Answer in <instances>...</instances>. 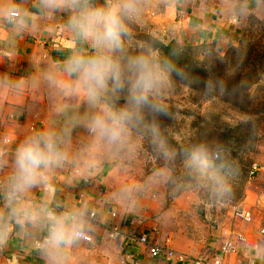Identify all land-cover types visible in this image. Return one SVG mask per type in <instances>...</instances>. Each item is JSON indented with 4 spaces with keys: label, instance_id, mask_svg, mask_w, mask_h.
<instances>
[{
    "label": "crops",
    "instance_id": "crops-1",
    "mask_svg": "<svg viewBox=\"0 0 264 264\" xmlns=\"http://www.w3.org/2000/svg\"><path fill=\"white\" fill-rule=\"evenodd\" d=\"M95 2L103 4L105 0ZM157 2L155 6L160 5L161 12L157 22L160 16L162 20L158 31L165 33L166 39L173 37L184 45L214 43L225 50L236 44L250 17L264 20V0ZM36 3L37 0H0V76L28 78L49 68L58 69L81 47L66 27V13L42 18L36 12ZM5 12L9 17L10 13L31 15L34 26L17 35L13 26L4 20ZM55 102L43 86L31 88L22 97L0 92V160L5 162L1 170L3 183L11 169L15 146L34 131L57 124ZM71 109L78 110V107ZM71 149L74 151L72 146ZM103 173L104 170L101 173L97 169H86L75 160L53 170L44 183L17 202V208L26 217L23 225H17L10 218L11 209L0 192V226L9 225L0 230V264H50L44 251L47 231L29 221L39 215L38 209L45 213H62L72 208L86 209L85 234L90 240L79 239L71 247L62 249L59 264H192L196 257L213 258L226 241L235 247V252L224 256L226 264L264 262V200L253 203L251 222L229 218L218 228H210L204 233L193 232L191 227H173L165 231L162 217L153 218L155 209L150 205L143 206L142 210L139 206L135 218L117 209L106 191ZM177 208L174 206L173 211ZM91 213H94L93 217H90ZM111 225H118L127 235L146 234L150 243L166 246L187 259L152 256L147 245L112 239L109 235Z\"/></svg>",
    "mask_w": 264,
    "mask_h": 264
},
{
    "label": "clouds",
    "instance_id": "clouds-1",
    "mask_svg": "<svg viewBox=\"0 0 264 264\" xmlns=\"http://www.w3.org/2000/svg\"><path fill=\"white\" fill-rule=\"evenodd\" d=\"M35 8L42 18L66 13V27L81 47L58 69L49 68L28 78L0 76V92L22 97L31 88L43 86L57 101L79 98L85 110H72L56 103L54 108L62 116V122L34 131L15 146L11 169L0 185V192L11 209L10 218L17 225L26 222L17 202L70 160L89 168L103 157L130 155L139 147L134 133L150 138L161 156L173 159L176 154L169 148L156 117L168 115L162 101L172 87L171 77L186 79L185 73L162 57L151 42L142 51L127 54L129 22L142 13L141 0H105L103 4L95 0H37ZM239 11L242 13L243 7ZM4 20L17 35L34 26L31 15L23 13L9 17L5 12ZM77 129H82L87 139L73 151V132ZM184 156L192 173L207 177L216 185L217 192L228 191L207 146H193ZM4 163L0 160V166ZM219 167L226 169L227 165ZM37 211L39 215L29 222L46 229L44 251L50 264H59L60 251L85 235L86 209L72 208L62 213ZM8 226L6 223L0 230Z\"/></svg>",
    "mask_w": 264,
    "mask_h": 264
},
{
    "label": "rangeland",
    "instance_id": "rangeland-1",
    "mask_svg": "<svg viewBox=\"0 0 264 264\" xmlns=\"http://www.w3.org/2000/svg\"><path fill=\"white\" fill-rule=\"evenodd\" d=\"M141 3L142 13L129 22L130 36L126 39L129 55L143 50L146 43L139 39L142 34L157 38L165 36L161 30L158 31L162 20L160 16L157 22L161 13L160 5L155 6L157 0H141ZM169 40L178 42L173 37L166 39ZM211 44L199 49L197 58L209 68L214 65L212 61L216 55L227 57L225 71L232 77V82L238 81L239 84L236 83L234 88L221 86L217 96L207 89L205 92L193 89L171 77L172 87L162 102L180 110L166 128L173 141L191 149L207 140L211 142L208 146L212 150V159L223 157L228 163L226 169L218 167L227 185L226 193L217 192L216 185L207 177L192 173L186 167L185 158L183 162L176 163L177 153L173 159L166 160L152 143L137 133H134V138L139 147L132 154L103 157L94 166L86 168L97 169L101 173L104 170L105 188L117 209L135 218L139 206L142 210L143 206L150 205L155 209L153 218L162 217L165 231L173 227H191L193 232L204 233L210 228H218L229 218L236 221L232 216L234 206L244 207L252 213L253 203L264 200V20L250 17L236 44L225 50L217 49L216 45L213 48ZM234 94L237 100H234ZM225 97L234 98L242 109ZM56 103L58 101L53 105ZM59 103L69 109L76 106L81 112L85 110L79 98H65ZM251 109L255 113H251ZM54 114L55 122H62V116L56 111ZM86 139L87 134L82 129L75 130L74 144L71 145L74 151ZM225 141L230 148L224 151L220 148ZM171 149L174 151L173 147ZM230 159L232 161L228 162ZM253 165L256 170L251 174ZM174 206H178V210L173 211Z\"/></svg>",
    "mask_w": 264,
    "mask_h": 264
},
{
    "label": "trees",
    "instance_id": "trees-1",
    "mask_svg": "<svg viewBox=\"0 0 264 264\" xmlns=\"http://www.w3.org/2000/svg\"><path fill=\"white\" fill-rule=\"evenodd\" d=\"M139 39L143 41L144 43H153L155 49L161 54L162 57L169 59L176 67L181 69L185 73L186 79L179 80L175 77V75L172 76V78L177 79L181 81L183 84L193 88L198 89L203 92L207 89L210 91V94L217 95L219 94L221 86H226L229 88L235 87V84H239L238 81L232 82V77H229L228 74L225 71L224 64L228 62L227 57L221 58L220 56L216 55L214 58L213 66L205 65V63L202 60H199L197 58V51L202 48H206V46H209V44L202 43L200 45H187V44H180L176 40H169L166 41V37L157 38L150 34H142ZM215 46L214 43L211 44V47ZM216 47V46H215ZM214 48V47H213ZM219 49V48H217ZM222 70H221V69ZM237 78V77H236ZM226 81V82H223ZM239 88V87H237ZM234 98H228L225 97L227 101H230L235 106H240L242 109L240 103H237V95L234 94ZM234 99V100H233ZM120 103H123V100L120 101ZM168 111V115H161L156 117V121L160 127V131L164 138L167 141V144L169 148H174V152L178 154L176 163H180L184 161V152L189 149L188 145L185 144H179L175 141H173L169 135L167 134L166 128L170 124V122L173 120V117L175 114L179 113L180 110L175 107L167 106L165 105ZM243 110H247L246 108H243ZM255 113L254 110L251 109V113ZM259 112V111H258ZM236 128V127H235ZM239 128V127H238ZM201 134V133H200ZM144 140L148 143H151L150 138L142 135ZM230 139V138H229ZM226 140V138H225ZM205 144L209 150V155L211 156V149H209L208 144H211L209 141L200 142L199 145ZM214 146V145H213ZM230 146L228 145V142H224L222 144L221 150H228ZM173 150V149H171ZM182 154V155H181ZM215 156H218L215 154ZM212 157V156H211ZM175 161V160H174ZM217 164V167L223 164H228L224 162L223 157H220L219 159L214 160ZM232 161L230 159L228 162ZM220 168V167H219Z\"/></svg>",
    "mask_w": 264,
    "mask_h": 264
},
{
    "label": "built area",
    "instance_id": "built-area-1",
    "mask_svg": "<svg viewBox=\"0 0 264 264\" xmlns=\"http://www.w3.org/2000/svg\"><path fill=\"white\" fill-rule=\"evenodd\" d=\"M11 17H15L17 16V13H10ZM1 170H2V166H0V185H3V181H2V176H1ZM256 170V166L253 165V167L251 168V174H253ZM247 209H244V207L241 206H234L232 209V216L236 219L240 218L243 219L244 222H251L253 219L252 213ZM94 213L90 214V217H93ZM113 215H115L113 213ZM109 235L112 239L118 240V241H129V243H133L135 245H147L149 246L150 249V254L152 256H159L162 255L164 256L166 259H172L175 257H179L181 260H186L187 257L184 255H178L176 252H174L172 249L166 247V246H159L157 244H152L149 242L148 240V236L146 234H142L139 236H135V235H127L125 233H123L118 225H111L110 230H109ZM239 238L240 235H238ZM84 240H90V237L85 234L83 238ZM235 252V247L232 244V242L230 241H226L221 248L219 249V253L216 254L213 258L208 259V258H204V257H196L193 259L192 264H226L224 262V256L229 254V253H233ZM248 264H264V262H259V261H250Z\"/></svg>",
    "mask_w": 264,
    "mask_h": 264
}]
</instances>
